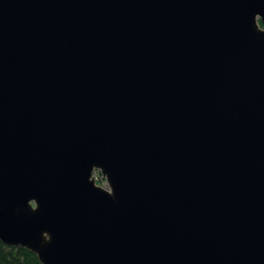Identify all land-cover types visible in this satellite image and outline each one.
<instances>
[{"label": "water", "instance_id": "1", "mask_svg": "<svg viewBox=\"0 0 264 264\" xmlns=\"http://www.w3.org/2000/svg\"><path fill=\"white\" fill-rule=\"evenodd\" d=\"M0 242L264 264V0H0Z\"/></svg>", "mask_w": 264, "mask_h": 264}, {"label": "trees", "instance_id": "2", "mask_svg": "<svg viewBox=\"0 0 264 264\" xmlns=\"http://www.w3.org/2000/svg\"><path fill=\"white\" fill-rule=\"evenodd\" d=\"M98 182V180H97ZM0 264H41L29 249L0 242Z\"/></svg>", "mask_w": 264, "mask_h": 264}, {"label": "rangeland", "instance_id": "3", "mask_svg": "<svg viewBox=\"0 0 264 264\" xmlns=\"http://www.w3.org/2000/svg\"><path fill=\"white\" fill-rule=\"evenodd\" d=\"M93 175L96 177V179L98 180V184L102 185V186H106V183H105V179L104 177L101 176L100 172L99 171H95L93 173Z\"/></svg>", "mask_w": 264, "mask_h": 264}]
</instances>
